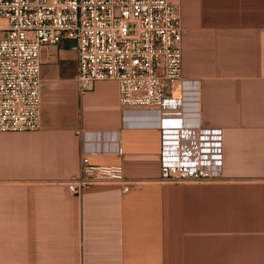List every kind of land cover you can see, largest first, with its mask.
I'll return each instance as SVG.
<instances>
[{"label":"crops","instance_id":"obj_1","mask_svg":"<svg viewBox=\"0 0 264 264\" xmlns=\"http://www.w3.org/2000/svg\"><path fill=\"white\" fill-rule=\"evenodd\" d=\"M175 1L185 121L223 130L222 175L162 180L158 114L115 79L81 92L73 42L45 46L41 128L0 130V264H264V0ZM84 155L141 184L71 192Z\"/></svg>","mask_w":264,"mask_h":264},{"label":"built area","instance_id":"obj_2","mask_svg":"<svg viewBox=\"0 0 264 264\" xmlns=\"http://www.w3.org/2000/svg\"><path fill=\"white\" fill-rule=\"evenodd\" d=\"M182 37L175 0H0V130L41 128L42 50L68 39L81 92L115 79L123 110L158 114L162 180L220 177L223 130L185 121ZM105 182L120 183L124 192L141 184L122 165H95L87 155L65 180L77 194Z\"/></svg>","mask_w":264,"mask_h":264},{"label":"bare ground","instance_id":"obj_3","mask_svg":"<svg viewBox=\"0 0 264 264\" xmlns=\"http://www.w3.org/2000/svg\"><path fill=\"white\" fill-rule=\"evenodd\" d=\"M186 104V103H185Z\"/></svg>","mask_w":264,"mask_h":264}]
</instances>
